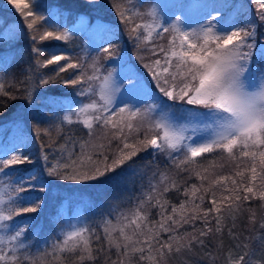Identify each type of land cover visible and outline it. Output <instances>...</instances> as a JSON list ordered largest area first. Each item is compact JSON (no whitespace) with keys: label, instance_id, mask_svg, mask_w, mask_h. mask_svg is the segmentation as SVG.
I'll return each mask as SVG.
<instances>
[{"label":"snow or ice","instance_id":"obj_1","mask_svg":"<svg viewBox=\"0 0 264 264\" xmlns=\"http://www.w3.org/2000/svg\"><path fill=\"white\" fill-rule=\"evenodd\" d=\"M7 3L23 17L19 31L23 33L26 27L30 41L31 63L20 83L27 85L36 77L41 88L58 80L65 86H78L76 94L83 99L62 109L54 127L59 131L64 125H82L89 139L66 141L73 148L67 157L65 146L49 156L41 144L39 161L26 154V141L0 146V177L12 178L7 184L0 183V264H37L33 248L60 264L64 253L77 252L76 264H94L93 238L115 248L118 256L169 264L173 255L191 251L194 244L203 245L210 234L220 233L225 211L233 214L253 199L264 201V40L257 39L258 30L264 27V0H251L256 8L254 17L235 0H169L163 4L159 0H125L123 5H114L136 48L144 53L137 59L152 84L132 67L115 78V65L123 56L116 52L112 39L89 45L97 54L91 63L84 56L67 53L64 48L86 23L84 18L72 28L53 26L51 15L38 11L40 0ZM194 12L199 16L195 27L189 22ZM107 31L116 38L110 28ZM165 34L169 37L166 47L154 43ZM15 35V28H5L0 31V44L10 43ZM51 41L61 43L46 45ZM101 54L113 65L106 72L99 62ZM49 66H54L53 74L45 75ZM86 67L91 68V74ZM61 74L69 75L62 79ZM4 79L0 76V95H9ZM23 91L24 98L32 101L28 88ZM149 100L152 103H147ZM97 130H101L100 135ZM141 130L142 139L138 136ZM41 131L49 133V129L36 127L37 138ZM77 146L79 153L74 151ZM149 148L166 154L177 176L186 172L201 181L200 185L189 186L185 181L186 199L179 205L170 204L164 194L179 191L181 185L160 172L158 183H150L149 191L133 210L116 212L115 222L112 211L102 217L99 227L103 237L83 218H67L54 237L45 238L40 249L36 240L43 226L33 225L43 210L40 193L48 190L51 179L77 184L102 182ZM213 153L227 154L228 160L235 162L234 175L239 180L233 175L213 178L198 159ZM26 164L39 167H19ZM206 199L210 208L203 207ZM150 208L160 209V220L150 219ZM250 219L255 222V213ZM197 221L202 224L199 229ZM185 225H190L192 232L181 231ZM260 226L264 229V220ZM165 233L167 239H162ZM30 234L35 238L31 244ZM249 255L248 251L238 257L230 254L228 264H251ZM112 264L125 261L118 259Z\"/></svg>","mask_w":264,"mask_h":264},{"label":"trees","instance_id":"obj_2","mask_svg":"<svg viewBox=\"0 0 264 264\" xmlns=\"http://www.w3.org/2000/svg\"><path fill=\"white\" fill-rule=\"evenodd\" d=\"M139 2L140 0H132V3ZM240 2L245 5L243 11L254 17L256 8L251 0H235L237 5ZM124 3L125 0H40L38 11L45 16L51 15L49 23L53 26H69L78 15H83L88 19V29L83 33H76L73 42L64 48L67 53L73 56H84L88 63H91L92 58L97 55L95 52H91L89 48L90 28L92 29L93 26L100 23L107 27H113L115 30L118 29L119 35L122 34V40L120 42L114 41V44L117 43L115 45L116 52L121 51L130 66L132 68L138 67V72L152 84L147 70L143 67L141 61L137 59L138 54L143 55L144 53L136 48L135 42L129 36L127 27L121 22L116 13L114 5H123ZM0 14V31L7 27L16 29V35L10 43L0 44V76L5 78L4 88L9 93V95H0V131H3L0 144L3 142L10 145L11 137L26 136L27 140L29 139L26 154L31 155L34 161H39L41 144L44 145V151L49 156L57 155V149L65 146L67 151L64 152V155L67 157L73 151V148L70 143L66 144V141L71 139V141L78 142L89 139L87 129L83 128L82 125H64L59 131L54 127L57 122L56 117L63 115L62 109L66 110V106H72L75 102L83 99L76 94L78 86H65L62 80H58L41 88L36 77H32L27 85H22L20 81L25 79V70L31 63L28 48L30 41L26 36L27 29L25 27L23 33L19 31V26L24 23L23 17L15 11L12 5L7 3V0H0ZM261 34H264V27L258 30V40H264V35ZM168 39V35L165 34L157 38L154 43L166 47ZM45 43L47 45L60 44L61 42L51 41ZM103 57L102 54L99 56L100 64ZM53 67L49 66L48 69L44 70L45 75H52ZM86 71L91 74L92 70L86 67ZM68 75L61 74V77L67 79ZM33 80L36 82L33 83ZM152 86L154 87V84ZM25 87L31 92L32 101L24 98L25 92L23 89ZM18 89L20 90L18 91ZM11 96H15L16 99L10 98ZM36 127L41 130L49 129V133L46 135L41 131L37 138ZM100 134L101 130H97V135ZM143 135L144 132L141 130L138 136L142 139ZM16 140L17 142L21 141L20 138ZM115 147L116 142H113L112 148ZM74 151L79 153V147L77 146ZM198 159L204 167L210 169L213 178H215V175H233L234 178L239 180L234 175L237 170L235 162L229 161L227 154H205L204 157ZM220 164H223L224 167H218ZM19 167L31 169L39 167V164H26ZM160 172L177 179V183L181 185L179 191L173 189L164 194V198L170 204L179 205L182 200L186 199L183 194L185 181L189 186L192 184L199 186L201 183L195 176L189 177L186 172H181L177 176V170L172 166V161L168 159L166 154L155 153L151 148L141 151L123 169H119L117 175L102 182L93 181L87 184H77L70 181L51 179L48 190L45 193H40L44 197L43 210L40 212L36 224L33 225L34 228L37 224L43 226V230L38 240H36L40 249L44 248L45 238L54 237L59 232L63 220L67 218H83L95 228L96 235L103 237V232L99 227L102 217L107 216L112 211L113 222H115L116 212H130L133 210L139 200L143 198V195L149 191L150 183H158ZM154 173H156L155 179L153 178ZM248 175L249 173L246 172L245 181ZM10 179L12 178L0 177V183L7 184ZM228 183L231 187L230 182ZM206 186L207 182H205ZM217 196L220 197L219 189H217ZM218 206L223 208L222 204ZM146 207L148 206L146 205ZM203 207H211L207 199ZM167 210L171 212V207ZM159 211V208H150V219L153 221L160 220ZM252 213H255V222L250 219ZM262 220H264V201L259 198L246 202L243 208L236 213L229 214L225 211L220 233L210 234L204 238L203 245L194 244L191 251L173 255L169 259V264H228L230 254L233 257H238L245 251L250 253L248 259L251 264H264V229L260 226ZM211 226L215 227L214 222ZM201 227V222L197 221V229ZM181 231L192 232V227L185 225ZM34 239L30 234L28 243H33ZM162 239H167L166 233L162 234ZM244 245L248 247L245 248ZM92 247L94 264H112L118 259H124L125 264H148L147 261H139L138 256L132 258L118 256L116 249L109 248L103 240L97 242L93 238ZM32 253L37 264H60V261H54L52 257L38 253L35 248L32 249ZM78 254V252L75 255L64 253L62 255L63 264H76ZM85 264H93V262L86 261Z\"/></svg>","mask_w":264,"mask_h":264},{"label":"rangeland","instance_id":"obj_3","mask_svg":"<svg viewBox=\"0 0 264 264\" xmlns=\"http://www.w3.org/2000/svg\"><path fill=\"white\" fill-rule=\"evenodd\" d=\"M169 0H159V3L163 4V3H168ZM209 2H211V0H209ZM238 6H242L243 10L245 9V5L243 2H240L238 4ZM1 15V14H0ZM162 16L165 15V13H162L161 14ZM79 18H84L86 23L80 27L79 31H77V33H83L84 31H86L88 29V19L83 16V15H78L76 18H75V21H73V23L69 26H67L68 28H72L78 21ZM199 18L198 14L197 13H193L191 18H190V23H192V26L195 27V21ZM111 29L112 30V33L115 34V39L112 38V36L108 33L107 29ZM118 30V29H117ZM115 30V28L113 27H107V26H104L100 23L96 24V26H93L92 29L90 28L89 30V40H88V44L91 45V44H103L106 40L108 39H112V42H113V45L115 46L116 44H114V41H119L122 40V34L119 35V30L117 31ZM116 48V46H115ZM117 53H120L122 56H123V61L121 63H118L115 65V73L117 74L116 75V79H119V74L122 73V71L127 68V67H131L130 64L128 63V61L126 60L125 56L123 55V53L121 51L117 52ZM102 65H105V67L102 69V71H107L109 68H112L113 65L107 61H105V58L103 57V61L101 63ZM122 65H123V68H122ZM134 69L138 72V67ZM117 97H119V92L116 93ZM147 103H152L151 100L147 101ZM141 107H143V105H141ZM177 116L180 115L179 112L176 113ZM2 130L0 131V139H1V134H2ZM17 133V132H16ZM13 135V134H12ZM15 135V134H14ZM18 135V134H16ZM20 138L21 140L23 141H26L27 142V145L29 144V139L27 140V137L24 136H13L11 137V140H10V144L13 143V142H17L16 139ZM1 143V142H0ZM5 144L2 142V144H0L1 146Z\"/></svg>","mask_w":264,"mask_h":264}]
</instances>
